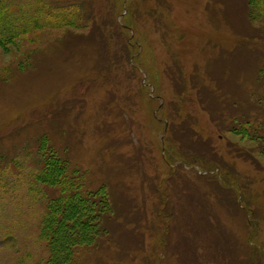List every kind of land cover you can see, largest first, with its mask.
<instances>
[{
    "label": "rangeland",
    "instance_id": "1",
    "mask_svg": "<svg viewBox=\"0 0 264 264\" xmlns=\"http://www.w3.org/2000/svg\"><path fill=\"white\" fill-rule=\"evenodd\" d=\"M120 1L0 0V264L51 256V152L99 192L58 215L71 264H264V0Z\"/></svg>",
    "mask_w": 264,
    "mask_h": 264
},
{
    "label": "trees",
    "instance_id": "2",
    "mask_svg": "<svg viewBox=\"0 0 264 264\" xmlns=\"http://www.w3.org/2000/svg\"><path fill=\"white\" fill-rule=\"evenodd\" d=\"M124 1H125V6H126L125 8L128 9V16L133 15V17L134 16L139 17L138 14H140L142 12V3L145 0H142L141 2H140V0H124ZM124 1L123 2L120 1V6L122 3H124ZM158 1H159V5L161 7L166 4V2L164 0H158ZM85 5H87V4H83V2L79 3V2H75V1H71L66 6L61 5L59 7L53 6V5L48 6L46 4L44 6L39 7V13L44 12L46 15H53L54 11L58 10V8H59L61 11L64 10L63 15H67V16L74 18L75 15L79 14L80 12L79 13L76 12L77 14H74L73 8L81 9V11H82V10H84ZM91 7L92 6L89 5V11L91 10ZM117 7L118 6H115L113 8H117ZM142 14H143V12H142ZM146 14H148V12H146ZM91 15H92V17H94L93 12ZM169 25H170L169 23H165V26H166L165 28H169L170 27ZM112 26H114L116 28V30L121 29L120 28L121 25L119 26V24H117L114 20L112 21ZM97 31L98 30L96 28L93 29V33H95V37H96ZM4 35H5L4 36L5 39H8V40H11L14 37V34L11 32H7ZM122 45H123V41H122ZM129 45L131 46V44H129ZM100 50H101V52H103V53H101L103 56H102V61L97 68L98 69L97 71H101L104 66L107 67L106 66L107 63L105 61L107 59V57H106L107 56V53H106L107 48L105 46H103V49H100ZM130 50L131 49L129 48V46L127 47V46L123 45L122 46L123 56L125 57L126 54L130 52ZM260 57H261V54H260ZM104 70H105V68H104ZM201 91H203V89H201ZM200 94H202V93L200 92ZM222 96H224V95H222ZM208 98L210 99L211 103L212 102L214 103L217 96L211 92H208ZM222 98H225V96ZM235 101H236L235 105H231L232 99L230 97V98H225V100H222L221 102L218 101L217 103L219 104V106L221 108L223 107L224 109H226L227 112H225V113L227 115H230L231 118L236 119L238 121V123L244 122L245 120H247L246 118L239 119L236 116L239 115L240 113H238V114L234 113L237 106H241L244 103V101L242 99H236ZM248 101H250V99ZM253 106L257 107L255 104H253ZM212 111L214 113L215 111H217V109L214 108V110H212ZM242 115H245V113H242ZM258 132H259L258 135L264 137V134H263L264 131L261 128ZM263 141H264V139H263ZM56 157L57 156L53 155L52 152H51V156L45 155L44 162H43L44 166L41 168L40 172L37 175V181H39V183H41L45 186H48L50 188H56L59 192V194L55 198L49 199L50 203L48 202V204H47L48 206H46V211H45V215H44V218L42 221V228H41L42 239L48 244V247L50 250L49 252L51 255L50 258L46 261V264H71L70 261H72V260L77 261L78 257L75 255L72 248H70L69 241L59 239L58 235H59L60 220H59L58 215L60 214V211H62L65 207H68V209L69 208L73 209V211H74L73 216L79 215V213L81 212L80 209H82L84 207L81 204H78L74 198H76V195L78 193L80 194L81 192L83 193L82 195L80 194L81 198L83 197V199L85 201L90 202L91 204H96L94 206H97L99 199H97L96 196L99 194V192L98 191L95 192L94 189H90L89 185L83 181H82V187H83L82 188L80 186V182L78 181L77 173L69 170V167L67 165V161L64 159H60V158L56 159ZM56 166H57V168H56ZM86 210L92 214L96 213L95 208L92 209V207L86 208ZM87 211H86V213H87ZM93 216H96V214L95 215L93 214ZM72 219H74V218H72ZM100 219H101V222L102 221L106 222L108 218L106 216H102ZM72 222H74V221L71 220V224H72ZM67 224L68 223H66V222L62 223V225H65V226ZM85 236H86V238H85L86 243L80 245L81 248H83L84 246L91 247L93 244H96V242L99 240L98 238H94L93 234H86ZM75 257H77V258H75ZM65 258H67V260H62Z\"/></svg>",
    "mask_w": 264,
    "mask_h": 264
}]
</instances>
